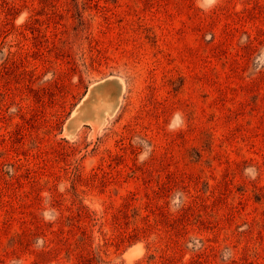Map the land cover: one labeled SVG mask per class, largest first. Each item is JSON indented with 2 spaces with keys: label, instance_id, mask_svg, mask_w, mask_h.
Returning a JSON list of instances; mask_svg holds the SVG:
<instances>
[{
  "label": "rangeland",
  "instance_id": "obj_1",
  "mask_svg": "<svg viewBox=\"0 0 264 264\" xmlns=\"http://www.w3.org/2000/svg\"><path fill=\"white\" fill-rule=\"evenodd\" d=\"M0 264H264V0H0Z\"/></svg>",
  "mask_w": 264,
  "mask_h": 264
},
{
  "label": "clouds",
  "instance_id": "obj_2",
  "mask_svg": "<svg viewBox=\"0 0 264 264\" xmlns=\"http://www.w3.org/2000/svg\"><path fill=\"white\" fill-rule=\"evenodd\" d=\"M198 2H199V0H198ZM205 2L209 6H214L217 3V0H205ZM181 126H183L182 114L180 112H176V113H174L172 122L169 125V130L170 131L178 130V128ZM249 171H251V170L246 169V173Z\"/></svg>",
  "mask_w": 264,
  "mask_h": 264
}]
</instances>
